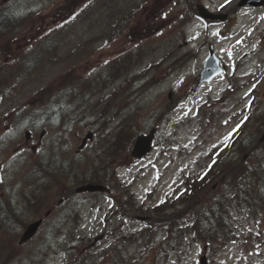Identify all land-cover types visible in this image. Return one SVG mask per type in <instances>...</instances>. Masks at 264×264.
Returning a JSON list of instances; mask_svg holds the SVG:
<instances>
[{
    "label": "rangeland",
    "instance_id": "rangeland-1",
    "mask_svg": "<svg viewBox=\"0 0 264 264\" xmlns=\"http://www.w3.org/2000/svg\"><path fill=\"white\" fill-rule=\"evenodd\" d=\"M85 1L21 0L16 12L40 11L33 18L45 24L42 27H48L68 17L77 4ZM186 2H203L212 11L229 14L237 4L236 0L228 4L224 0ZM123 5L124 0H100L86 8L74 24L66 25L64 35L56 39L48 56L40 49L50 48L38 49L22 34L9 36L0 44V264H200L202 254H206L209 264H264L263 216L251 215L240 200L228 203L240 193V199L248 194L250 179L246 169L264 159V140L258 134L264 128V37L247 34L245 41L237 45V37L220 36L221 27L227 23L232 27L238 21L237 16L244 11L238 8L233 20L222 25L207 26L195 19L184 29L177 25L180 22L176 11L177 24L161 21L160 39L157 35L149 39L153 44L141 47L140 40L135 41L139 44L127 42L130 37L115 43L107 38L111 27L103 24L111 7L121 13ZM252 12L253 21H262L263 26L264 8ZM198 31L202 37L192 38ZM261 35L264 36V30ZM81 44L96 56L86 60L71 56V51ZM209 44H213L228 70L197 86L194 76L202 67ZM135 45L138 47L131 61L117 68L126 77L147 74L154 86L151 89L138 95L139 84L133 83L118 88L112 100H78L82 92L76 90L78 85L74 88L73 82L65 84L66 79L76 75L82 85L88 66L89 71L93 64L104 66L100 60L111 61L107 58L126 52L129 47L133 50ZM85 53L84 49L79 52ZM20 55V61L23 57L28 63L30 78L23 73L24 64L21 71L22 63L17 65ZM13 69L17 74L11 75ZM108 75H97L100 80L90 84V88L106 89L103 83ZM235 76L237 80L229 89L225 83ZM191 88L195 90L194 96L187 95ZM250 88L258 89L262 97L254 100V111H246L252 117L248 123L260 117L256 127L259 131L254 137L250 135L253 144L249 148L237 151L226 143L225 137L243 122L245 107L253 101L248 100L253 91ZM53 89L55 93L65 89L64 100L75 99L62 111L64 115L59 114L61 122L68 118L65 129H56L57 122L50 124V112L25 126L7 122L11 113L47 101ZM172 91L179 92L167 100ZM203 91L208 92V100ZM183 93L186 97L179 101ZM94 104L100 106L105 120L96 121L95 114L79 116L89 112ZM174 105L173 112L164 111L166 106L169 109ZM187 107L191 112L185 116ZM46 124L54 131L44 129ZM29 125L33 132L26 140L24 127ZM152 127L156 128L155 142L159 146L141 160L124 159L136 134H147ZM88 131L94 137L82 148L80 144ZM168 140L172 143L166 146ZM54 156L62 160L74 158L75 164L81 163L83 156L97 157L91 163L96 183H102L105 168L110 174L114 170L111 178L116 180L112 179L109 193H85L78 204L60 209L63 198L73 201L70 198L75 194L76 183L72 188L63 182V186L56 184L54 164L43 161ZM26 166L28 169L24 170ZM232 171L235 172L231 174ZM31 176L35 178L30 180ZM209 176V182L202 187L198 180ZM236 177L241 181L239 185L233 182ZM194 180L198 183L192 186L195 193L188 195L189 182ZM124 187L128 189L127 198L122 197ZM120 200L131 207L130 212L115 213L122 210ZM211 201L221 206L220 210L215 209L220 216L217 219L212 216ZM40 218L43 222L36 235L20 242L29 224ZM97 237L99 240L94 242Z\"/></svg>",
    "mask_w": 264,
    "mask_h": 264
},
{
    "label": "trees",
    "instance_id": "trees-1",
    "mask_svg": "<svg viewBox=\"0 0 264 264\" xmlns=\"http://www.w3.org/2000/svg\"><path fill=\"white\" fill-rule=\"evenodd\" d=\"M23 19H16L13 14H8L7 11L3 7L0 8V34H6L1 39H7L9 36H17L19 33L23 32L22 28L25 26ZM52 34H57L56 30H52ZM10 39V38H9ZM46 45L50 47V49L53 47L54 42L52 40H49L46 42ZM24 74H26V77H29L31 70L28 69V66L24 63ZM23 65L20 67V71L22 70ZM16 73V72H15ZM17 74V73H16ZM49 106L47 105L46 108ZM33 114V113H32ZM45 114V113H43ZM255 129L254 126H245L244 129L239 131L243 134V132L248 133L251 130ZM259 169V170H258ZM254 181H255V188L249 189V194L252 199H248L246 202L249 204L250 208H258L263 210L264 209V200L261 197V191L264 190V171L260 168V166L252 172L250 170L249 172ZM255 174V176H253ZM254 183V182H253Z\"/></svg>",
    "mask_w": 264,
    "mask_h": 264
},
{
    "label": "water",
    "instance_id": "water-1",
    "mask_svg": "<svg viewBox=\"0 0 264 264\" xmlns=\"http://www.w3.org/2000/svg\"><path fill=\"white\" fill-rule=\"evenodd\" d=\"M150 139H151L150 135L149 136H142L141 134L139 135L137 142L135 144V148H134L135 155L142 156L148 151ZM97 189H101V186L86 185L83 187V190L92 191V190H97ZM37 226H38V222L29 226L28 229L24 232L21 240H26L29 237H31L34 234Z\"/></svg>",
    "mask_w": 264,
    "mask_h": 264
},
{
    "label": "snow or ice",
    "instance_id": "snow-or-ice-1",
    "mask_svg": "<svg viewBox=\"0 0 264 264\" xmlns=\"http://www.w3.org/2000/svg\"><path fill=\"white\" fill-rule=\"evenodd\" d=\"M230 2V0H224V4H228ZM224 5H221V7H223ZM233 131H235V129L233 130ZM228 139V136H226L225 137V140H227Z\"/></svg>",
    "mask_w": 264,
    "mask_h": 264
}]
</instances>
